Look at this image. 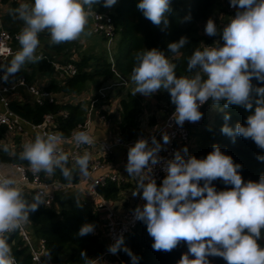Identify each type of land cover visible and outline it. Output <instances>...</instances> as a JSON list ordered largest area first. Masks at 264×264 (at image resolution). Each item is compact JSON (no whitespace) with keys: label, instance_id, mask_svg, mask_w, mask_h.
<instances>
[{"label":"clouds","instance_id":"1","mask_svg":"<svg viewBox=\"0 0 264 264\" xmlns=\"http://www.w3.org/2000/svg\"><path fill=\"white\" fill-rule=\"evenodd\" d=\"M102 2L110 8L117 0ZM100 3L101 0L20 3L13 16L24 23L17 35L21 47L9 64L0 66L3 72L0 79L7 82L26 63L42 59L36 55L39 34L50 33L52 44L79 39L88 23L85 6L90 10ZM230 5L239 10L222 30L223 46L195 49L187 64V71L193 75L177 76V65L164 52L146 49L136 54L130 77L134 85L131 94L150 97L159 90L168 91L176 106L172 119L181 126L185 121H200L203 114L199 109L209 100L221 111L232 105L241 106L251 112L246 124L237 122L233 128L225 123L221 132L232 137L233 142L237 135L251 138L264 149V86L254 87L251 83L255 78L264 84V0H230ZM137 7L154 25L169 27L170 0H139ZM184 19L190 20V14ZM217 32L216 23L210 18L205 34L215 36ZM187 43L188 38L181 36L167 47L178 59ZM229 119L225 112L224 120ZM62 139V134H37L34 141L23 145L19 158L29 162L33 173L51 176L59 169L65 179L71 180L74 170L67 166L69 157L60 147ZM162 139L164 144L170 142L166 132ZM74 141L77 145L94 142L86 131L76 132ZM160 150L161 143L155 136L151 138V146L147 139L140 138L129 147L126 164L129 176L137 179L132 195H140L146 202L143 207L137 206L134 214L146 224L153 238V249L170 252L183 241L188 245V253L181 256L178 264H210L208 256L222 257L227 264H264V247L258 243L264 229V175L258 181L245 183L239 172L242 166L213 145L205 158L186 157L176 151L174 158L163 165L166 176L157 186L151 173L160 163ZM4 151H8L7 146ZM187 151L185 147L183 152ZM257 159L264 162V155H258ZM90 160L88 152L75 158L80 175H89ZM217 179L232 187L217 191L212 184ZM41 203H45L41 193L28 202L14 179L0 177V264H15L6 234L19 229ZM94 230V224L85 223L78 234L85 236ZM122 244L120 236L109 251L115 254ZM123 250L137 264L139 257L130 249ZM80 255L88 261L86 252L81 251Z\"/></svg>","mask_w":264,"mask_h":264},{"label":"trees","instance_id":"2","mask_svg":"<svg viewBox=\"0 0 264 264\" xmlns=\"http://www.w3.org/2000/svg\"><path fill=\"white\" fill-rule=\"evenodd\" d=\"M3 1L6 2V0ZM225 2L226 0H170L172 9L168 14L170 23L169 27L164 29L162 25L156 26L144 17L142 11L137 7L139 0H117L112 10L104 7L101 0L100 4H94L92 7L101 11L109 10L116 32L119 34L118 44L112 54L113 59L107 53L105 55L82 52L83 50H79L74 41L52 44L49 36L39 34L41 48L48 57L53 54L59 57L57 62L66 63L74 56L75 61L73 63L77 68L74 75L65 77L62 81L52 79L46 86V90L69 96L81 95L86 91H94V96L99 99L95 105L96 111H99V115L105 114L108 118H112L113 121L116 120L117 124H119L117 128L121 127L117 131H120L125 137H131L133 133L137 132L142 133L143 130L140 127L142 114L140 94L132 96L133 87H130L125 95H111L106 87L111 82H108V80H119V82L123 83L124 79L129 78L128 80L131 82L130 77L136 64V54L152 48L164 52L177 65V76L190 74L187 71V64L192 52L197 48L202 49L211 42V38L199 35L198 26L208 18H213L212 20L215 23L219 22V18L225 19ZM18 6L16 2L10 3L7 11L2 16L3 26L11 32L21 30L24 26L23 21L15 19L13 16L14 10ZM189 14L191 19L185 20L184 18ZM216 26L218 33H220L218 36L223 42L222 28L220 25L216 24ZM181 36H186L188 43L180 50L179 58L177 59L176 56L169 52L167 45L169 42L178 41ZM10 61L11 59L8 64ZM27 68H31V70H27ZM51 68L52 65L47 60L42 59L37 63L23 65L15 76L24 74L28 81H33L38 73ZM251 83L254 87L264 86L255 78L252 79ZM112 87L110 86V88ZM101 88H105L106 96L104 97L98 93ZM118 89L123 90L124 84H120ZM156 93L158 98H164L167 105H170V107H167V114L175 107L171 102L169 92L159 90ZM253 95L255 96V93ZM104 100L116 101V109L113 113L109 114L102 109ZM84 102L85 100H80L77 103L56 104L45 100L36 104L28 102L19 104V107L26 117L33 122H40L45 113H55L60 109L66 110L68 115L66 118H59V125L61 133L68 134L78 123L85 121ZM222 104L223 101L221 106ZM225 112L230 116L228 121L224 120ZM250 114L251 112L245 110V108L232 105L216 113L212 121H208L203 116L202 121L192 128L190 139L182 147L181 154L186 157L194 155L197 158H205L213 150V145H218L223 153L232 157L234 163L242 166L239 172L245 183L249 180L258 181L264 175V162L258 160L257 156L264 155V149H260L251 138L245 139L237 135L233 142L232 137L221 132V128L225 123H228L233 128L237 122L246 124V118ZM121 119L123 122H120ZM3 132L4 128L0 127V137ZM185 147H187V153L183 152ZM0 162L26 163L28 161L22 160L16 155L11 156L8 151L0 149ZM67 166L71 168L69 162ZM53 176H57L62 182L75 181L77 179L75 171H73L71 180L65 179L59 169L55 171ZM161 184L157 183V186ZM200 184L202 186L203 181ZM212 184L217 191L227 190L232 187V185H225L220 179L214 180ZM125 188L126 185L109 180L104 186L99 187V191L106 198L114 200L118 197L120 191ZM32 199L26 200L31 202ZM85 223L103 225L104 230V218L97 209L91 205H82L77 194L73 192L59 191L57 207L45 208L40 204L37 211L29 213L26 228L33 240L37 238L45 239L49 264H89L94 257L106 250L107 242L106 238L103 239L102 234L90 233L80 236L78 234L79 229ZM143 223L139 221L124 236L123 244L120 250L117 251L119 259L109 255L107 258L108 262L101 261L98 264H133L130 256L123 250L125 248L130 249L139 257L137 264H178L181 256L188 253V245L183 241L170 252L154 250L152 247L153 238L148 232L144 233ZM7 238L12 249V255L17 259L18 263L30 264L29 253L27 248L22 245L17 231L7 234ZM258 243L261 247H264V229L261 230V237ZM81 251L86 252L88 256L87 262L81 257ZM190 258L193 257L190 255ZM207 258L210 264H227L219 256H208Z\"/></svg>","mask_w":264,"mask_h":264},{"label":"built area","instance_id":"3","mask_svg":"<svg viewBox=\"0 0 264 264\" xmlns=\"http://www.w3.org/2000/svg\"><path fill=\"white\" fill-rule=\"evenodd\" d=\"M12 2H16L18 5L20 3L32 4L34 3V0H6V2L0 0V66L7 65L8 61L14 57L21 47L17 40V35L20 30L11 32L2 24V16L7 11L8 5ZM225 5V19L219 18V22L216 23L217 25H220L222 30L239 10L230 5V0H226ZM85 7L89 12L86 28L93 33L100 34L104 39L110 41L117 32L109 10L101 11L94 7H91L89 10L87 9V6ZM41 34L50 37V33L47 31ZM218 35H220L218 32L215 36L206 35L207 38H211V42L207 46H223L224 41L221 42V38ZM36 55L47 60L48 63L52 65L54 71L53 79L55 80L62 81L65 77L72 76L76 73L77 68L73 63V61H75L74 56H72L66 63H59L57 62L55 55L48 57L40 46L36 50ZM2 75L3 72L0 71V76ZM49 83L50 82L47 84L46 82H41L38 78H35L33 81H28L24 74L10 76L7 82L0 79V104L2 105V110H0V127L4 128V132L0 137V149H4V147L7 146L8 153L11 156H14L12 153L19 156L20 152L23 150V145L27 142L34 141L37 134L42 136H47L49 134H62L59 125V118H66L68 115L66 110L60 109L55 113L43 114L40 122H33L27 117L23 118L10 110L8 107L10 102L15 101L17 107L21 110L19 104L27 102L30 104H36L47 100L48 102H54L56 104H64L87 100L88 109L85 121L78 123L68 134H62L63 139L60 144L63 151L68 154V162L71 168L76 172L77 179L75 181L62 182L57 176H49L44 172L38 174L33 173L29 162H11L10 166L15 172V177L12 178L5 173H0V177H10L14 179L16 181V186L23 191L25 199H32L34 195L41 193L45 201V203L41 204L45 208L57 207V195L59 194V191H77L79 193L77 196L81 200L82 205L93 206L104 218V231L107 248L102 254L94 257L89 264H98V262L101 261L108 262L107 258L109 255H113L119 259L117 252L113 254L109 251V246L113 244L118 237L122 236L124 238V236L140 221L136 219L134 210L137 206L142 207V204L145 201L141 199L140 195H137L133 198V203L125 207L124 210L118 211L111 206V199L106 198L104 194L99 191V187L104 186L109 180L119 183L121 182L118 172L108 168L112 150L116 147H122L127 155L129 147L134 145L138 139L145 138L150 142L151 137L149 134L151 131L153 135L161 138L163 133L166 132L170 137V142L164 144L162 139L161 150L158 153L160 163L154 167L151 173L156 183H162L166 176V172L163 170V165L167 161L173 159L174 153L176 151H181L182 147L187 144L192 133V128L202 121L203 115L202 119L198 122L192 123L185 121L182 126L177 125L175 120L172 119L173 113L175 112V106L157 125L143 127V116H141L140 127L143 130L142 133H138L131 137H125L120 131H116L111 139H100L90 130V117L92 114H96L98 119L107 126H111L113 120L110 117L108 118L105 114L99 115V111H96L95 105L99 99L94 96V91H86L81 95L74 96L52 93L46 90V86ZM120 83L124 84V82ZM108 86L110 87L112 85ZM104 89L101 88L98 92L103 97L106 96ZM26 95H29L31 100L27 99ZM208 102L200 107L199 110L202 114ZM115 103L116 101L110 102L104 100L102 109L111 114L116 109ZM79 131H86L92 137L94 142L91 145H77L74 141V136L75 133ZM85 152L91 154L89 175L87 177L80 175L75 165V158L83 155ZM16 231L22 245L27 248L30 256V264H49V261L47 260L45 239L37 238L33 240L28 234L26 222H24ZM14 259L15 264H19L15 257Z\"/></svg>","mask_w":264,"mask_h":264},{"label":"rangeland","instance_id":"4","mask_svg":"<svg viewBox=\"0 0 264 264\" xmlns=\"http://www.w3.org/2000/svg\"><path fill=\"white\" fill-rule=\"evenodd\" d=\"M112 8H113V6L110 7L109 9L112 10ZM209 19L210 18H208L205 22L199 24V26H198L199 35L206 36L204 34L205 33V26H206V23ZM211 19H213V18H211ZM118 40H119V34L118 33H116V35L110 41H108L107 39H104L100 34L93 33L88 28L85 27L84 33H82L81 37L79 39L75 40L74 42L79 47L78 48L79 50H83L82 52L85 51V52H89V53H96V54L98 53V54H105V55L107 53L109 55V57H111L113 59L112 54H113L114 50L116 49V46L118 44ZM27 64L28 63H26L25 66ZM27 70H29V69H27ZM193 74L194 73H190L186 76H191ZM53 76H54V72L52 71V69L44 70L38 74V80L41 82H47L48 83L50 81V79L53 78ZM128 79L129 78L124 79V81H123L124 82V89L123 90L118 89V86L121 84L119 82V80H108V82L109 81H111V82L108 83L107 85L113 86L112 88H110L109 86H106L109 89L108 90L109 93L111 95H114V94L115 95L116 94L125 95L130 87H134V85ZM26 97H27V99L31 100V97L29 95H26ZM140 100H141L140 106H141L143 113H145V111H146V113L149 115V116L145 115V117L142 118L143 124H144L143 126H149L152 124L153 125L159 124L161 122L160 120L163 119V114H164V116L166 114L167 107H170L169 104H168L169 106L167 105L164 98H162V99L158 98L157 93H154L150 97H146V96L140 94ZM84 103H85L84 110H85V113H87V109H88L87 100H85ZM210 104H213L212 101H210L205 106L204 111H209L208 106ZM215 110H216V112H214L215 114L219 112V111H217V109H215ZM210 113L214 114L212 111H210L207 114L210 115ZM152 121H154V122H152ZM120 122H123L122 119ZM109 127L112 129L113 133L115 132V130L117 131V129H119V130L121 129V127L117 128V127H119V124H117L116 120H114L112 125ZM74 193L78 194L77 191H75ZM143 231H144V233H147V228H146L145 223H143Z\"/></svg>","mask_w":264,"mask_h":264},{"label":"crops","instance_id":"5","mask_svg":"<svg viewBox=\"0 0 264 264\" xmlns=\"http://www.w3.org/2000/svg\"><path fill=\"white\" fill-rule=\"evenodd\" d=\"M39 46L42 47L41 44ZM58 58L59 57L56 56V59H58ZM27 69L31 70V68H27ZM51 69L53 71V68H51ZM35 78H38V75H36ZM52 79H50V81ZM46 84H47V82H46ZM208 109H209V111H203V116H205V118H207L208 121H212L214 119V117H215L214 112H216L215 109H217V111H219V112L221 111L216 106H214L213 104H210L208 106ZM0 110H2L1 104H0ZM210 111H212L214 114L210 113V115H208L207 113H209ZM145 115L149 116L146 113V111H145V113H143V111H142L141 116L145 117ZM164 117L165 116L163 114V119H164ZM163 119H161L160 121H162ZM151 126H153V124ZM143 127H145V126H143ZM90 130L93 132V134L97 138H100V139H111L113 134H115V132H116V130H115V132L113 133L112 129L109 126L105 125L102 121H100L98 119V117L96 116V114H94V113L90 117ZM137 134H138V132L133 133L132 136L137 135ZM149 136L152 138V136H155V135H153L152 131H151ZM156 139L162 144V138L161 137H156ZM149 145L151 146V141L149 142ZM10 163L11 162H0V173H5L6 175L13 178V177H15V172L12 170ZM126 164H127L126 151L122 147L114 148L110 154L108 168L110 170L118 172L120 179H121V182H120L121 185L122 184L126 185V188L124 190L120 191L118 197L114 200H111V206H113L118 211L124 210L125 207H127L131 203H133V201H134L133 198L136 197V196L132 195V192H133V190L136 189L137 179L135 177L129 176V174L126 171ZM69 192L74 193L75 191L70 190ZM143 204H142V206H143ZM94 226H95V230L93 233L99 234V235L102 234V237L104 239L105 238V231L103 230V225L100 226V224H98V225H94Z\"/></svg>","mask_w":264,"mask_h":264},{"label":"water","instance_id":"6","mask_svg":"<svg viewBox=\"0 0 264 264\" xmlns=\"http://www.w3.org/2000/svg\"><path fill=\"white\" fill-rule=\"evenodd\" d=\"M8 107H9L10 110H12L13 112L17 113V114L20 115L21 117L26 118L25 113H24L23 111H21V110L17 107L15 101L10 102V104H9Z\"/></svg>","mask_w":264,"mask_h":264}]
</instances>
